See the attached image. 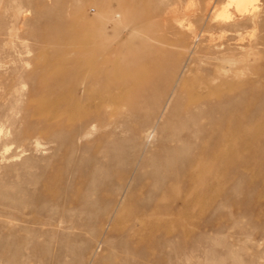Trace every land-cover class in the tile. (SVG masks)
<instances>
[{
	"label": "rangeland",
	"instance_id": "374dc122",
	"mask_svg": "<svg viewBox=\"0 0 264 264\" xmlns=\"http://www.w3.org/2000/svg\"><path fill=\"white\" fill-rule=\"evenodd\" d=\"M0 264H264V0H0Z\"/></svg>",
	"mask_w": 264,
	"mask_h": 264
},
{
	"label": "bare ground",
	"instance_id": "6f19581e",
	"mask_svg": "<svg viewBox=\"0 0 264 264\" xmlns=\"http://www.w3.org/2000/svg\"><path fill=\"white\" fill-rule=\"evenodd\" d=\"M250 2H251V0H236V3H237V6H238V9L240 10V11H242V10H244V9H246L247 8V6L250 4ZM176 21L177 22H180V19H178V18H176ZM134 32L136 33V34H140L139 33V31H137L136 29H134ZM124 42V41H123ZM215 47H225V43H220V44H217V45H215ZM219 56H222V58L223 57H225L224 56V54H222V53H219ZM229 140L227 139V140H224V141H222L221 142V146H222V148H220V150H219V154H226V149H227V145H229ZM223 150V151H222Z\"/></svg>",
	"mask_w": 264,
	"mask_h": 264
}]
</instances>
